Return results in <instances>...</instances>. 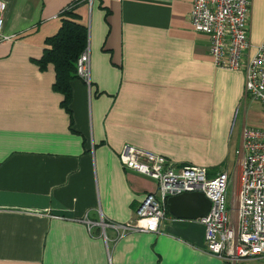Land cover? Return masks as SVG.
<instances>
[{"label":"crops","instance_id":"1","mask_svg":"<svg viewBox=\"0 0 264 264\" xmlns=\"http://www.w3.org/2000/svg\"><path fill=\"white\" fill-rule=\"evenodd\" d=\"M2 1L10 37L0 35V264H230L206 250L199 220L168 212L159 232L117 237L108 228L109 239L97 224L129 222L158 192L155 180L122 165L125 144L233 181L243 129L264 127L244 72L217 67L209 36L193 29L191 0L78 6L91 85L72 81L68 110L54 64L42 70L38 61L75 0ZM250 40L264 41V0L252 2Z\"/></svg>","mask_w":264,"mask_h":264},{"label":"built area","instance_id":"2","mask_svg":"<svg viewBox=\"0 0 264 264\" xmlns=\"http://www.w3.org/2000/svg\"><path fill=\"white\" fill-rule=\"evenodd\" d=\"M92 2L93 0H88ZM190 23L196 32L210 38V53L215 65L244 72L246 98L257 100L264 110V41L253 47L250 18L253 0H191ZM5 3L0 0V35L5 25ZM254 48V49H253ZM77 74L91 85L90 51L86 48L77 62ZM241 167L233 195L235 217L230 210L228 192L232 183L226 171L214 177L205 167L185 165L177 168L166 156L133 144L119 153L122 165L150 177L158 192H149L134 217L117 223L101 217L105 234L108 228L117 237L128 232H159L168 214V198L184 192H202L212 205L199 219L205 227L206 250L230 264L264 257V127H245ZM91 227V223H90Z\"/></svg>","mask_w":264,"mask_h":264},{"label":"trees","instance_id":"3","mask_svg":"<svg viewBox=\"0 0 264 264\" xmlns=\"http://www.w3.org/2000/svg\"><path fill=\"white\" fill-rule=\"evenodd\" d=\"M86 0H75L62 11V25L52 37L47 38V47L43 57L38 61L42 70L48 64L55 66L56 81L54 89L64 95L63 106L68 110L72 101L71 83L78 78L77 62L80 55L87 48L88 29L81 24L76 8ZM169 212V211H168Z\"/></svg>","mask_w":264,"mask_h":264},{"label":"water","instance_id":"4","mask_svg":"<svg viewBox=\"0 0 264 264\" xmlns=\"http://www.w3.org/2000/svg\"><path fill=\"white\" fill-rule=\"evenodd\" d=\"M212 202L202 192H184L168 198V211L176 218L199 220L205 217Z\"/></svg>","mask_w":264,"mask_h":264},{"label":"rangeland","instance_id":"5","mask_svg":"<svg viewBox=\"0 0 264 264\" xmlns=\"http://www.w3.org/2000/svg\"><path fill=\"white\" fill-rule=\"evenodd\" d=\"M249 101L253 104V109L256 111V113L258 114L257 115V122H263L264 120V110H263V107L261 105V103L257 100H253L251 98H249ZM237 182H238V178L237 179H233L232 181V185L236 186L237 185ZM233 187V186H232ZM235 189V187H234ZM232 210L235 211V208H233L232 206Z\"/></svg>","mask_w":264,"mask_h":264}]
</instances>
